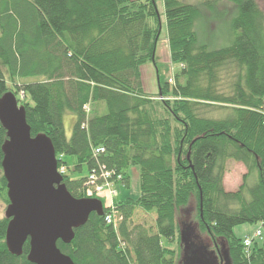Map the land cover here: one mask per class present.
Masks as SVG:
<instances>
[{"label": "trees", "instance_id": "1", "mask_svg": "<svg viewBox=\"0 0 264 264\" xmlns=\"http://www.w3.org/2000/svg\"><path fill=\"white\" fill-rule=\"evenodd\" d=\"M228 1L233 40L210 49L198 43L195 21L221 1L162 0L179 70L150 95L140 66L153 60L160 35L155 0H0V97L12 92L31 135L50 138L70 194L93 197L85 182L99 166L125 186L128 169L138 167L140 194L114 203L111 223L103 206L69 243L57 240L74 264H174L175 251L162 239L174 240L175 209L191 197L200 228L224 245L230 264H264V234L245 249L233 233L245 223L264 228V11L256 0ZM35 76L41 79L22 82ZM69 111L75 122L67 137ZM5 140L0 124V203L8 204ZM64 155L74 158L71 172L85 168L87 175L72 178ZM227 160L246 170L234 191L223 186ZM7 224L0 217V264H33L28 241L19 256L8 250Z\"/></svg>", "mask_w": 264, "mask_h": 264}, {"label": "water", "instance_id": "2", "mask_svg": "<svg viewBox=\"0 0 264 264\" xmlns=\"http://www.w3.org/2000/svg\"><path fill=\"white\" fill-rule=\"evenodd\" d=\"M0 124L6 130L1 168L9 200L4 213L8 219L5 234L8 250L19 256L28 241L27 259L31 263L74 264L56 242L69 243L74 229L82 226L92 212L102 215L101 200L70 194L57 170L50 138L42 133L31 135L24 106L18 105L10 91L0 97ZM186 232L183 240L187 246ZM214 245L212 251L203 242L194 244L190 253L193 259L187 256V264H230L224 245L219 248Z\"/></svg>", "mask_w": 264, "mask_h": 264}, {"label": "rangeland", "instance_id": "3", "mask_svg": "<svg viewBox=\"0 0 264 264\" xmlns=\"http://www.w3.org/2000/svg\"><path fill=\"white\" fill-rule=\"evenodd\" d=\"M159 14L160 21V35L156 43L155 54L153 60H148L140 66V80L142 89L145 93L155 95L158 92L159 84L165 82H172L174 71L179 70V66L172 63L169 55L167 33L165 27L164 7L162 0H155ZM185 3H198L200 0H181ZM216 6L213 8H203L201 17H198L195 21V29L197 31V41L199 44H204L210 49L221 48L231 44L233 40L232 32V20L235 15L231 9L232 4L227 0H219ZM260 8L264 11V0H256ZM41 78L39 76L23 78L22 82H34ZM21 82V80H19ZM227 80L222 81L221 88L224 92L227 89ZM22 96V94L20 95ZM216 112V111H213ZM218 114L216 113L215 116ZM64 130L67 137L70 136L73 124L75 122V116L72 112H66L63 116ZM69 134V135H68ZM62 159L69 166L68 174L73 178L82 177L87 175V171L84 168L81 173L71 172L73 157L69 155L61 156ZM244 165L241 162L234 160H227L224 172V177L228 186H224L226 191L236 190L242 182V170ZM244 169V168H243ZM244 171V170H243ZM246 171V170H245ZM129 185L125 186L120 181L113 182L112 196L108 194V190L105 188L101 192H91L90 195L93 198L100 199L103 202V206H109L114 203L120 202L126 198L137 199L140 194L138 167L131 166L128 169ZM223 177V180H224ZM8 204L0 203V217L4 216L5 209ZM196 201L193 197L187 204L177 207L174 212V230L175 237L173 241L166 238L162 239V243L175 251L174 264H187L193 259L190 254L191 248L194 244H206L207 249L215 250L214 244L211 241V237L207 232L202 230L199 226L198 218L196 215ZM140 211V210H139ZM140 213H142L140 211ZM153 214L155 212L153 211ZM139 216L141 214H138ZM135 217L134 222H138L140 217ZM259 230L261 237H256L255 240L260 243L262 235L264 234V228L260 223H245L237 225L233 228V233L239 238L252 237L254 233ZM185 231L188 238V245H185L183 237ZM184 232V233H183ZM201 241V242H200Z\"/></svg>", "mask_w": 264, "mask_h": 264}, {"label": "built area", "instance_id": "4", "mask_svg": "<svg viewBox=\"0 0 264 264\" xmlns=\"http://www.w3.org/2000/svg\"><path fill=\"white\" fill-rule=\"evenodd\" d=\"M103 152V148L99 147V148H96L94 150V155L95 154H98V153H101ZM58 171L60 173H63L65 170H64V167L61 166ZM113 175V171H107L106 169H104V167L102 166H99L97 171L96 170H92L88 175H87V179H86V182H85V185L87 186V190L89 192V194H91V192H101L103 191L105 188L108 190V194L110 196H112V194L114 193L113 191V182L111 180V176ZM116 179L117 180H120L121 179V176L120 175H117L116 176ZM109 207V212H107L105 214V221L107 223H111L114 219V207H113V204L112 205H109L107 206ZM260 236V231L257 230L254 235L252 237H247L244 239L243 243H244V248L247 249L250 247L253 239L255 237H259Z\"/></svg>", "mask_w": 264, "mask_h": 264}, {"label": "crops", "instance_id": "5", "mask_svg": "<svg viewBox=\"0 0 264 264\" xmlns=\"http://www.w3.org/2000/svg\"><path fill=\"white\" fill-rule=\"evenodd\" d=\"M63 123H64V122H63ZM68 135H69V134H68ZM243 168H244V169H243ZM241 170H242V175H243V174L246 172V171H245V167L242 166V167H241ZM243 170H244V171H243ZM223 184H224V186H228V185H227L228 183H226L225 177H224V180H223ZM260 233H261V232H260Z\"/></svg>", "mask_w": 264, "mask_h": 264}, {"label": "flooded vegetation", "instance_id": "6", "mask_svg": "<svg viewBox=\"0 0 264 264\" xmlns=\"http://www.w3.org/2000/svg\"><path fill=\"white\" fill-rule=\"evenodd\" d=\"M216 255V254H215Z\"/></svg>", "mask_w": 264, "mask_h": 264}]
</instances>
